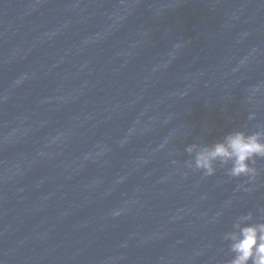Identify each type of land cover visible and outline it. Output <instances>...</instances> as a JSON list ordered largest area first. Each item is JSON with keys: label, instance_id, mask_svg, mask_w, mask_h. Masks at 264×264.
Masks as SVG:
<instances>
[{"label": "water", "instance_id": "obj_1", "mask_svg": "<svg viewBox=\"0 0 264 264\" xmlns=\"http://www.w3.org/2000/svg\"><path fill=\"white\" fill-rule=\"evenodd\" d=\"M132 19L133 0H0V264H143Z\"/></svg>", "mask_w": 264, "mask_h": 264}, {"label": "clouds", "instance_id": "obj_2", "mask_svg": "<svg viewBox=\"0 0 264 264\" xmlns=\"http://www.w3.org/2000/svg\"><path fill=\"white\" fill-rule=\"evenodd\" d=\"M254 91H259V88ZM255 119L256 113L250 112L248 120ZM246 128L247 125L244 126ZM185 151L190 157L185 161L188 169L199 171L205 177L215 175L218 169H226L230 178H247L237 186V190L251 192V187L245 185L254 183L259 175L255 165L258 158L264 159V126L250 133L233 130L212 144H189ZM171 163L175 165L178 161L173 159ZM120 214L119 211L113 213L114 216ZM223 239L230 242L233 254L227 264H264V219L254 221L251 211L236 217L232 230L225 233Z\"/></svg>", "mask_w": 264, "mask_h": 264}]
</instances>
